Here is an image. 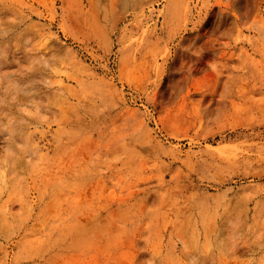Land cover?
Returning a JSON list of instances; mask_svg holds the SVG:
<instances>
[{
    "label": "rangeland",
    "instance_id": "1",
    "mask_svg": "<svg viewBox=\"0 0 264 264\" xmlns=\"http://www.w3.org/2000/svg\"><path fill=\"white\" fill-rule=\"evenodd\" d=\"M0 264H264V0H0Z\"/></svg>",
    "mask_w": 264,
    "mask_h": 264
}]
</instances>
